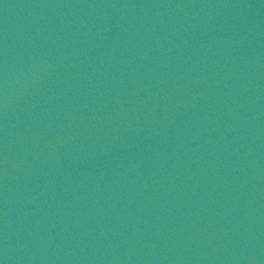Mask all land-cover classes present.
<instances>
[{
    "label": "water",
    "instance_id": "95a60500",
    "mask_svg": "<svg viewBox=\"0 0 264 264\" xmlns=\"http://www.w3.org/2000/svg\"><path fill=\"white\" fill-rule=\"evenodd\" d=\"M0 264H264V0H0Z\"/></svg>",
    "mask_w": 264,
    "mask_h": 264
}]
</instances>
